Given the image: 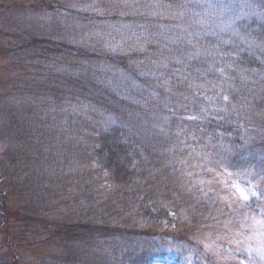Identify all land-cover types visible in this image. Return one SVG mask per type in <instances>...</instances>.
Masks as SVG:
<instances>
[{"label":"trees","instance_id":"obj_1","mask_svg":"<svg viewBox=\"0 0 264 264\" xmlns=\"http://www.w3.org/2000/svg\"><path fill=\"white\" fill-rule=\"evenodd\" d=\"M112 2L126 8L123 11L137 4ZM145 2L134 13L107 17L112 33H118L103 57L83 48L62 51L56 48L62 41L35 45L44 44L54 56L68 53L74 62L104 60V66L117 70L119 80L102 81V70L85 64L81 72L87 78H76L80 93L85 92L83 81L92 83L91 78L100 89L94 93L93 107L88 106L90 115L70 112L59 127L62 136L88 137L90 157L83 158L84 166L96 180L82 183L83 192L76 190L84 200L82 209L80 202L73 205L79 198L65 191L69 176L63 173V155L72 156L69 147L47 151L36 165L37 180V170H26L24 161L16 162V169L4 177L0 174V264L27 261L21 250L32 255L33 264L158 263L164 259L159 249L164 241L180 242L189 235L191 220L184 223L182 217L190 215L199 197L192 194V181L200 171L207 172L213 153L217 161L226 155L225 161L264 172V145H258L264 144V0ZM64 4L50 0L41 6L56 14L67 11ZM92 114H99L105 126L92 129ZM134 118L142 119L139 129ZM152 130L160 131L162 139L155 141ZM232 166L236 177L238 170H245ZM46 172L48 184L42 177ZM13 186L19 187L12 196L17 197L15 205L5 202ZM64 207L71 218L57 217ZM20 215L29 221L23 223ZM135 221L142 224L135 226ZM15 247L19 251L14 262L6 261L3 252ZM34 248L41 251L33 254Z\"/></svg>","mask_w":264,"mask_h":264},{"label":"rangeland","instance_id":"obj_2","mask_svg":"<svg viewBox=\"0 0 264 264\" xmlns=\"http://www.w3.org/2000/svg\"><path fill=\"white\" fill-rule=\"evenodd\" d=\"M62 1L67 11L53 14L43 10L44 7L41 6L50 3V0H0V174L4 177L16 169V162L24 161L26 170H32V173L33 169L37 170L33 173L36 174L37 180L39 171L36 165L47 157V151L54 153L58 147L63 152L69 147L74 154L65 157L67 153L64 152L63 155V167L66 168L63 173L64 176H69L66 179L68 187L66 186L65 191L69 197L79 198L73 205L80 202L79 208L82 209L84 200L76 190L79 187L83 192L85 188L82 183L90 179L96 180V177L88 176L89 167L84 166L83 158L90 157V154H86L88 137L78 140L77 136H62L58 134L59 127L70 112L90 115L92 108L88 106L91 101L95 102L94 93L100 89H97L98 85L94 83V78H91L92 83L85 81L94 88H90L83 81L85 92L80 93L77 79L87 78L81 72L85 64L91 63L95 69H101L99 76L102 81L117 82L119 75L109 64L104 66V60L77 58L74 62L67 58L68 53L54 56L44 44L40 47L35 45L37 42L62 41L56 46L62 51L66 52L70 47L76 50L83 48L103 57V53L107 52L108 45H112L118 33L117 29L112 33V24L108 23L107 17L111 18L112 13H134L146 2L136 0L135 8L123 11L126 8H119L112 0ZM202 1L209 4V0H201V3ZM248 9H251L250 6ZM13 36L22 37L15 41ZM29 42H33L30 43L32 45H29ZM27 46L30 48L26 49ZM90 69V66L86 68L87 71ZM72 71L76 72L75 75ZM70 74L74 75L73 79ZM100 92L103 94L102 90ZM91 116L95 117L92 129L96 124L98 130L105 126L104 120H99V114ZM134 123L139 129L142 119L134 118ZM151 127L154 129L153 124ZM152 136L156 138L155 141L162 139L160 131L152 130ZM173 143L177 144L175 141ZM76 144L80 147L76 148ZM258 145L263 147L264 144ZM222 157H217V161L213 153L209 158L211 163L207 161L206 164L209 168L207 172L199 170L198 173L197 170L199 176H195L192 181V194L199 197L193 198L194 205L189 210L190 215L182 217L184 223L188 218L191 220L189 235L180 242L176 239L164 241L159 248L161 253L165 254L164 261L160 260L155 264H264V172L258 169L248 171L245 163H231L225 161L226 155ZM262 158L264 166V154ZM51 164L55 167V160ZM232 165L245 170H238L236 177L235 167ZM196 169H200V166L197 165ZM48 173L51 174V171ZM60 175L61 173L58 176ZM42 177L47 180L46 184L50 183L47 172ZM13 182L15 185V180ZM18 188H11L13 193L5 196V202L15 205L17 197L12 199V196L18 194ZM189 193L191 194V191ZM63 210L57 217H72L69 208L64 207ZM26 211L33 213L30 209ZM13 217L14 214H11L12 220ZM20 220L23 223L29 221L21 215ZM140 224L142 221L133 223L135 226ZM8 225L10 230L15 227L14 223ZM54 244L52 242V249L56 251ZM38 249L34 248L32 253ZM17 251L19 250L15 247L3 252L6 261L14 262L12 258ZM21 252L23 256L26 255L24 259L27 261L22 260L16 264L34 263L32 255L24 250ZM44 252H47V248Z\"/></svg>","mask_w":264,"mask_h":264}]
</instances>
